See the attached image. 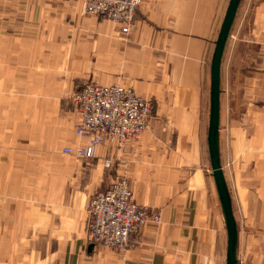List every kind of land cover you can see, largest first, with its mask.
Listing matches in <instances>:
<instances>
[{
  "label": "crops",
  "instance_id": "crops-1",
  "mask_svg": "<svg viewBox=\"0 0 264 264\" xmlns=\"http://www.w3.org/2000/svg\"><path fill=\"white\" fill-rule=\"evenodd\" d=\"M228 3L143 0L123 34L117 23L84 15L82 0H0V129L24 121L19 127L36 142L17 147L24 159L0 157L10 168L3 180L16 186L0 194V264H226L207 136L211 60ZM87 80L132 88L153 105L139 141L100 145L90 166L62 153L83 143L72 94ZM217 149L237 264H264V0H240L229 28ZM46 150L51 187L40 206L38 193L18 185L38 188ZM118 177L161 218L143 226L124 258L86 235L88 200Z\"/></svg>",
  "mask_w": 264,
  "mask_h": 264
},
{
  "label": "built area",
  "instance_id": "built-area-1",
  "mask_svg": "<svg viewBox=\"0 0 264 264\" xmlns=\"http://www.w3.org/2000/svg\"><path fill=\"white\" fill-rule=\"evenodd\" d=\"M153 1V0H150ZM143 0H82V13L96 16L130 32L135 13ZM72 104L79 114L76 136L83 141L76 149L62 152L90 166L100 145L116 149L139 141L148 127L153 112L150 101L132 88L120 85L103 86L87 80L72 94ZM106 169L112 166L105 159ZM88 241L103 249L117 251L121 258L130 250L133 238L147 223L159 224V214L150 213L134 199L126 177L114 179L109 186L93 194L86 205Z\"/></svg>",
  "mask_w": 264,
  "mask_h": 264
},
{
  "label": "water",
  "instance_id": "water-1",
  "mask_svg": "<svg viewBox=\"0 0 264 264\" xmlns=\"http://www.w3.org/2000/svg\"><path fill=\"white\" fill-rule=\"evenodd\" d=\"M240 0H229L213 51L210 67V116L208 127V152L212 176L214 179L221 211L225 223L227 247L226 264H237V227L231 209V201L224 182L223 174L219 163L217 149L218 114H219V65L229 28L233 21L238 3Z\"/></svg>",
  "mask_w": 264,
  "mask_h": 264
},
{
  "label": "rangeland",
  "instance_id": "rangeland-1",
  "mask_svg": "<svg viewBox=\"0 0 264 264\" xmlns=\"http://www.w3.org/2000/svg\"><path fill=\"white\" fill-rule=\"evenodd\" d=\"M22 122L24 121L15 122V121L6 120L5 123L3 121L1 123L3 129L2 130L0 129V157H3L2 159H5L4 157L6 156L8 163H10V160L14 159V157L15 158L22 157L23 159L24 157H26L23 152L16 150L19 145H26V144L30 145L32 143L36 144L35 140L32 137H27L24 131L19 127V125ZM36 141L41 145V147H43L44 144H49V142L47 141V137L46 139H44V137H38ZM50 153H51L50 151L46 150L41 154V158L39 160V169H38V172L40 173L38 188H37V184L33 185L30 182L27 183L25 182L26 184L18 185L19 191L23 194L32 193V191H34V193H38L40 197L39 199L40 206L45 205L44 201L47 203L46 199L49 195V188L51 187V183L49 182V178H48V171H49L48 157L51 156ZM76 159L80 160L78 158ZM9 170L10 168L6 167V163L1 164L0 162V194L2 191H6V190L10 191L11 189L16 187L13 184L6 183L7 180L6 181L3 180L4 178L6 179L5 173L7 174V171ZM27 179L30 180L29 177Z\"/></svg>",
  "mask_w": 264,
  "mask_h": 264
}]
</instances>
